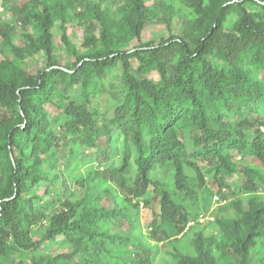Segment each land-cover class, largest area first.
Returning <instances> with one entry per match:
<instances>
[{
	"label": "trees",
	"instance_id": "obj_1",
	"mask_svg": "<svg viewBox=\"0 0 264 264\" xmlns=\"http://www.w3.org/2000/svg\"><path fill=\"white\" fill-rule=\"evenodd\" d=\"M117 7L26 2L23 46L0 23V264H155V244L168 264H264V0ZM73 14L90 23L83 52L63 26ZM176 14L178 33L125 48ZM62 177L85 193L64 197Z\"/></svg>",
	"mask_w": 264,
	"mask_h": 264
},
{
	"label": "rangeland",
	"instance_id": "obj_2",
	"mask_svg": "<svg viewBox=\"0 0 264 264\" xmlns=\"http://www.w3.org/2000/svg\"><path fill=\"white\" fill-rule=\"evenodd\" d=\"M96 1H102L105 3V5H107L108 7H110L112 9V11L114 13H116L117 11V6L118 4H120V0H96ZM146 4L148 6L154 5L155 0H145ZM26 2L30 3L31 0H0V23H8L10 22L11 25H13L15 27L14 30V41L17 45L23 46L25 45V35L26 33H34V27L33 24H29L27 26L22 25L20 22L16 21L17 16L14 15V7H19V6H23ZM31 5V4H30ZM160 15H162V13H160ZM96 35L100 34V25L99 23L96 21ZM89 21L88 20H81V18L79 17L78 14H73V16H70L68 18V20L66 21V24L63 25L66 28V32L67 35L69 36V38L72 40V43H74L79 51L83 52L87 49V37L89 35L88 32V27H89ZM168 23L164 22V21H157V22H149L141 35L140 39H134L131 42L127 43L125 45V48H133L136 47L137 45H139L141 42H147L149 40L152 39H158V38H162V37H169L171 31L173 33H178V31H180L182 28V23L180 22V17L178 14L173 16V20H172V25L171 28L168 27ZM54 35H55V45H56V53L58 55H63L64 53V49L65 46L63 44V33H64V29L62 28V22L61 20H58L54 26L53 29ZM4 44V36L0 35V45ZM0 56H1V52H0ZM67 59V57H64ZM29 63H30V68L32 72H37L38 70L42 69L46 62H44L43 59H40L38 56H36L35 58H30L28 59ZM62 62H65V60H62ZM134 63V69H137L138 67V61L134 59L133 61ZM121 70L118 71V76L113 77L114 80H116L118 83H121L122 81V77H121ZM151 77L155 78V79H159V75L157 73H153L151 75ZM51 112L52 114H57L59 112V109L52 107L51 108ZM86 154L88 153V151H85ZM235 154V152H234ZM242 156H237L236 159L239 161H243L244 159L242 158ZM202 167L205 166L204 163H200ZM84 170V172L86 173V166H84L82 168ZM62 180H64V182L62 183L63 185V196L64 197H70L73 193L75 195L78 196H82L85 193V190L82 189L80 186L76 185V184H72L70 185L69 182L65 181V178L62 177ZM212 185V184H210ZM209 185V186H210ZM212 188L215 190V188L212 185ZM227 194H228V198H232L233 195V190L232 189H228L227 190ZM107 205L109 203L106 202V200L104 201ZM55 206V203L54 205ZM219 206V197L218 195H216L213 199L212 202V207L210 210V213L216 209ZM209 213V214H210ZM155 218V213L153 210L151 209H143L142 213L140 215V225L137 226V228L140 230V232L143 234L142 236L146 235L149 227L148 225L153 221V219ZM209 219V217H201V222L205 223L207 220ZM117 230V228H116ZM114 230V231H116ZM120 230L129 232L130 228L129 226L126 224H123L120 227ZM213 230L212 228H209V231ZM113 231V230H112ZM35 237L38 239L41 236V232L40 231H36L34 232ZM141 237V236H140ZM145 238V237H144ZM144 241H146V239H144ZM155 249H153L154 251V258H155V264H168L167 260H169L171 257L168 256L166 254V249L163 248V244H155ZM163 248V250L161 249ZM53 249H56V246L53 247ZM135 249V247H128V249L125 251V253L123 254V257H128L132 254L133 250ZM65 249L59 250V252L64 251ZM66 251V250H65ZM57 252V251H56ZM119 264H123V262H119Z\"/></svg>",
	"mask_w": 264,
	"mask_h": 264
}]
</instances>
